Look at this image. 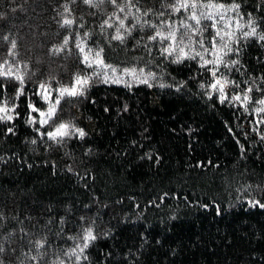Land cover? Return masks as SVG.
I'll use <instances>...</instances> for the list:
<instances>
[{"label": "trees", "instance_id": "1", "mask_svg": "<svg viewBox=\"0 0 264 264\" xmlns=\"http://www.w3.org/2000/svg\"><path fill=\"white\" fill-rule=\"evenodd\" d=\"M65 2L0 0V37L17 40L16 60L28 64L23 70L30 77L26 96L17 101L19 117L12 125L0 124V244L6 249L0 255L5 264H51L58 257L73 264L63 255L77 242L69 238L89 225L97 239L81 264H264V209L248 203H264V141L252 131L256 117L238 105L221 104L210 88H201L212 78L198 60L172 63L156 44H149V54L144 44L151 30H134L123 44L108 45L98 25L113 11L110 4L99 10L80 0L71 4L77 24L81 17L85 24L71 31L92 32L89 44L98 41L106 62L118 67L151 61L146 71L157 74L152 87L93 79L83 97L62 101L56 119L82 128L83 139L42 140L26 123L36 115L27 108L28 99L45 107L33 95L40 81L55 77V88L57 82L71 84L76 72H91L79 63L73 41L64 52L51 51L69 33L58 23ZM236 2L245 20L252 13L264 29V0ZM161 4L139 0L138 6L163 10ZM212 35L211 29L204 33L206 42ZM8 49L0 39V63L13 61ZM236 58L243 67L228 73L230 79L264 77L262 44L242 41L239 56L228 57ZM4 83L6 95L13 96L16 82ZM9 126L14 134H5ZM44 236L50 244L47 255L34 262L29 241Z\"/></svg>", "mask_w": 264, "mask_h": 264}, {"label": "snow or ice", "instance_id": "2", "mask_svg": "<svg viewBox=\"0 0 264 264\" xmlns=\"http://www.w3.org/2000/svg\"><path fill=\"white\" fill-rule=\"evenodd\" d=\"M76 2L77 0H66L60 6L62 11L57 13L60 17L58 23L61 28L69 30V33L63 37L62 43L51 51L54 54L64 52L68 50L70 41H73L79 63L85 69H91V72L83 74L76 72L71 84L64 85L57 82L58 86L55 88L52 86L55 77L40 81L37 91L33 92V95L39 96L46 108L37 107L31 99H28L27 102L30 113L36 115L30 114L26 123L33 126L34 131L42 140L46 137L47 140L57 144H62L72 137L83 139L86 136V132L71 121H58L56 117L61 110V102L65 101L71 104L75 99L83 97L93 79L105 84H123L131 88L133 83L152 87L150 81L157 78L156 72L150 69L146 71L151 61L143 67H118L106 62L105 48L98 41H92V45L89 44V41L92 40V32L76 31L73 33L71 31L73 26L79 29L85 27L83 17L77 24L76 18L72 16L70 5ZM80 2L88 8L96 10H99L105 3L112 6L113 11L98 25L100 34L106 36L105 42L108 45L112 41L123 44L128 37L132 36L134 30L145 31L148 29L152 34L147 36L148 43L144 44V47L148 49L149 54H151L149 44H156L159 45L160 55L165 59L170 58L172 63L180 64L185 60H198L200 67L205 68L212 78L211 83L207 86L201 84L200 87L210 88L211 93L217 94L221 104L228 102L233 106L238 105L245 113L254 115L256 119L252 121L254 125L252 131L257 132L260 140L264 141V132L260 131V125H264V77L249 76L244 81L237 82L235 79H230L228 75L232 71L240 72L243 67L238 58L228 59L230 56H239L242 41L254 39L264 46V29H261L252 13H247V20H245L244 15H241L240 12V3L236 0H231L230 3H223L220 0H162L161 8L163 10H142L138 6L139 0H80ZM90 15H96V12H91ZM153 16L155 21L148 19ZM177 16L180 17L178 20L173 19ZM129 21L131 22L128 23ZM107 29H113V32L107 34ZM209 29L214 30V35L206 42L204 33ZM0 39L9 44L8 56L13 58L12 62L4 60L0 63V124L12 125L19 117L17 101L22 96H26L25 80L30 77L29 73L23 70L28 68V64H21L16 60L18 56L17 40L10 38L9 35H4ZM221 68L226 71L221 72ZM31 75H35V73H31ZM257 79L261 81L260 84L256 83ZM4 81L16 82L17 87L13 96L6 95L7 85ZM241 83L245 87L241 88ZM159 86L163 88L167 85L161 83ZM229 88L233 91L229 92ZM236 89L239 91H235ZM254 91L261 94L259 98L253 97ZM54 93L55 95H53ZM211 98V94H209V99ZM125 110H127V106H125ZM46 126L50 130L41 131ZM4 131L5 134H14V127H6ZM36 142L35 139L31 141L33 144ZM243 151V146H241V152L243 153ZM69 171H71V167H69ZM248 203L252 207L264 209V203L259 199H250ZM3 220L4 217L0 214V222ZM20 231L24 232V229ZM25 235H27L26 232ZM69 239L77 242L63 255L72 260L73 264H81L82 261L88 260L86 251L97 239V234L93 226L89 225L82 227L81 233L77 237ZM29 244L31 249L36 252V255L30 257L32 261L36 262L38 258L43 259L47 255L46 249L50 244L46 236L30 240ZM5 251L4 246L0 244V254ZM12 251L15 252V249ZM0 264H5L2 255H0ZM51 264H66V261L58 257Z\"/></svg>", "mask_w": 264, "mask_h": 264}, {"label": "rangeland", "instance_id": "3", "mask_svg": "<svg viewBox=\"0 0 264 264\" xmlns=\"http://www.w3.org/2000/svg\"><path fill=\"white\" fill-rule=\"evenodd\" d=\"M44 108H46V105H45V107Z\"/></svg>", "mask_w": 264, "mask_h": 264}]
</instances>
